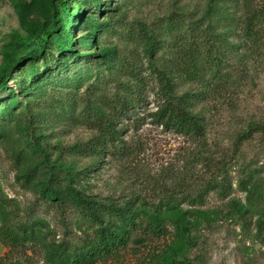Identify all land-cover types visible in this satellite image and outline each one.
I'll use <instances>...</instances> for the list:
<instances>
[{"label": "rangeland", "instance_id": "374dc122", "mask_svg": "<svg viewBox=\"0 0 264 264\" xmlns=\"http://www.w3.org/2000/svg\"><path fill=\"white\" fill-rule=\"evenodd\" d=\"M245 1L0 0V264H77L102 230L127 236L102 264H264ZM165 88L198 131L160 122Z\"/></svg>", "mask_w": 264, "mask_h": 264}, {"label": "trees", "instance_id": "16d2710c", "mask_svg": "<svg viewBox=\"0 0 264 264\" xmlns=\"http://www.w3.org/2000/svg\"><path fill=\"white\" fill-rule=\"evenodd\" d=\"M245 10L247 12L246 18L250 21L257 18V10L252 11L249 7V1H245ZM60 48H64L65 45L59 43ZM39 50H42L41 46H37ZM168 86V85H166ZM167 92V89H164ZM162 107L157 112V118L166 126L179 125L185 127L187 130L198 131L200 129V123L196 117L190 113L186 108L185 96H174L166 93L164 100L162 101ZM148 228V227H147ZM153 232H161L160 227H154ZM110 233L102 230L99 234L100 247L94 250L88 251L82 258L77 259V264H102L109 258H115L120 254V249L127 246V236L123 235L118 240L110 241Z\"/></svg>", "mask_w": 264, "mask_h": 264}]
</instances>
